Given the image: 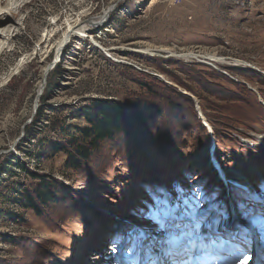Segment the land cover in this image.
<instances>
[{
	"label": "rangeland",
	"instance_id": "374dc122",
	"mask_svg": "<svg viewBox=\"0 0 264 264\" xmlns=\"http://www.w3.org/2000/svg\"><path fill=\"white\" fill-rule=\"evenodd\" d=\"M1 13L0 264H156L142 237L160 235L157 200L186 210L197 196L227 213L222 237L237 222L248 229L250 248L231 264H263L264 0H0ZM78 19L91 36L67 43L38 92ZM188 50L226 61L182 58ZM101 100L129 121L94 149L81 130ZM79 143L89 157L75 169L67 161ZM44 184L56 198L36 201L39 214L25 200Z\"/></svg>",
	"mask_w": 264,
	"mask_h": 264
},
{
	"label": "snow or ice",
	"instance_id": "6c2138e0",
	"mask_svg": "<svg viewBox=\"0 0 264 264\" xmlns=\"http://www.w3.org/2000/svg\"><path fill=\"white\" fill-rule=\"evenodd\" d=\"M157 211L153 218L160 229V235L142 237L147 241L146 249L149 258L156 257L157 264H203L210 250L218 242H223L219 232L221 220L227 213L216 204L203 206V202L195 197V203L186 210L169 204L166 200H157ZM242 219L254 226L256 221L249 206L241 202ZM239 230L234 236L246 237L248 229L239 222ZM252 256L244 255L240 264H249Z\"/></svg>",
	"mask_w": 264,
	"mask_h": 264
},
{
	"label": "trees",
	"instance_id": "16d2710c",
	"mask_svg": "<svg viewBox=\"0 0 264 264\" xmlns=\"http://www.w3.org/2000/svg\"><path fill=\"white\" fill-rule=\"evenodd\" d=\"M129 114L132 120L138 125L146 120L144 107L139 104H132ZM87 120L91 125V128H85L81 130L82 135L86 138V143L89 138H93L90 144H84L87 146L99 147V142L106 138H111L116 132H119L123 128V123H127L128 117L125 113V109L114 100L94 101L87 114ZM83 141V139H82ZM81 142V141H80ZM82 143L76 145L74 154H69L67 163L72 168L78 169L82 166V158L88 159L89 150ZM97 147V148H96ZM53 148L56 152L66 151V147L61 144H53ZM40 185L33 196H26V206L40 214L37 203L47 204L51 201H55V195L52 192L49 184Z\"/></svg>",
	"mask_w": 264,
	"mask_h": 264
},
{
	"label": "bare ground",
	"instance_id": "6f19581e",
	"mask_svg": "<svg viewBox=\"0 0 264 264\" xmlns=\"http://www.w3.org/2000/svg\"><path fill=\"white\" fill-rule=\"evenodd\" d=\"M1 14H0V22L3 21L4 17H7L6 16L7 14H4V15H3V13H1ZM100 21L102 22L103 19H101ZM91 22L95 23L94 21H91ZM80 36L81 37H90L91 36L89 34V32H88V26L84 25V24L82 25V23H80L79 19L76 20L75 22H73V24H72V22L71 23L68 22L66 30H65V32L63 34V37L56 44L57 58L58 59L60 58L62 49L66 48L67 43L69 41H71L73 37H80ZM4 47H5L4 44H2L0 42V50L1 51H2V49ZM165 51H167V53L171 54L172 57L174 56L173 54H176V52H174L171 49H165ZM34 53H35V51L31 54V57L34 55ZM181 57L185 58L187 60L201 58V59H206V60H210V61H213L215 63H221V64H223L226 61L225 58L220 57L217 54H214V53L213 54L212 53H205V54L200 53V54H198V53H196L193 50H188V52H186V53L184 52L183 54H181ZM25 59L26 58L21 59L20 61H18L14 65V68L11 69L12 71L10 70V73H9V76H8L6 82H9L11 80V78H13L14 76L19 74V72L22 70V68H23V66L25 64ZM235 62L236 63H240L241 61L240 60H235ZM48 67H49V64L45 65L43 67L42 80H41V82L39 84V91L38 92H41V90L43 89V86H42L43 81H44L46 76L48 78V76H49V74L51 72V71L48 70ZM188 95H190V94H188ZM223 238H224L225 243H223V244H221V242H219V244L217 243L218 245H216L208 253L209 258H205L204 259L203 264H215V263H218V261L219 262L228 261V263L231 264L238 255L242 256L241 251L246 252L245 250L246 249L248 250L250 248L248 241L245 240L244 237L231 236V235L229 237H227V232H226L225 235H223ZM248 238H250V237H248ZM220 244H221V246H220ZM219 246H220L221 249L222 248L225 249V247L226 248L228 247L227 250L229 252H219ZM259 251H261V250H259ZM238 252H239V254H237ZM261 252L264 253V250H262ZM262 262L264 264V260ZM249 263H251V262H249Z\"/></svg>",
	"mask_w": 264,
	"mask_h": 264
},
{
	"label": "water",
	"instance_id": "95a60500",
	"mask_svg": "<svg viewBox=\"0 0 264 264\" xmlns=\"http://www.w3.org/2000/svg\"><path fill=\"white\" fill-rule=\"evenodd\" d=\"M58 62H59V59L56 57V59H55L50 65H49L48 70H49V71L53 70V69L55 68V66L57 65ZM47 74H48V73H47ZM157 77H159V76H157ZM46 81H47V76L45 77L43 83L45 84ZM163 81H164V80H163ZM166 83L169 84L168 82H166ZM44 84H43V86H44ZM183 95L187 96L188 98L194 100L195 103H197V100H196L192 95H188V94H186V93H183ZM39 97H40V94H39ZM39 97H38V98H39ZM198 112L200 113V109H199V108H198ZM200 115H201V117L205 120L204 115H203L202 113H200ZM251 262H252V263H249V264H254V260L251 261ZM255 264H256V263H255Z\"/></svg>",
	"mask_w": 264,
	"mask_h": 264
}]
</instances>
